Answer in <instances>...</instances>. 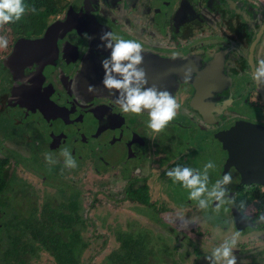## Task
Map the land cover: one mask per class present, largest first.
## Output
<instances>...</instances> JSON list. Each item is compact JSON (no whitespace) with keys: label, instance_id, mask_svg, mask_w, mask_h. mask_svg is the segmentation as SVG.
Here are the masks:
<instances>
[{"label":"flooded vegetation","instance_id":"1","mask_svg":"<svg viewBox=\"0 0 264 264\" xmlns=\"http://www.w3.org/2000/svg\"><path fill=\"white\" fill-rule=\"evenodd\" d=\"M104 32L140 43L145 86L177 101L161 132L148 127L146 111L124 113L119 92L102 85L101 60L111 51ZM0 37L8 41L0 49V204L13 177L29 181L38 196H29V210L27 200L14 208L28 219L41 189L53 192L47 200L58 197L59 165L71 167L67 158L85 146L83 169L103 174L120 205L138 207L141 231L171 237L178 264H213L207 257L233 237L236 264H264V84L253 79L264 61V0H59L37 8L35 22L0 26ZM209 162L200 199L224 211L212 227L195 216L199 202L185 199L181 210L165 190L171 169L190 167L203 178ZM225 174L231 182L220 185L221 201L208 193ZM9 249L0 264L44 260H20Z\"/></svg>","mask_w":264,"mask_h":264},{"label":"rangeland","instance_id":"2","mask_svg":"<svg viewBox=\"0 0 264 264\" xmlns=\"http://www.w3.org/2000/svg\"><path fill=\"white\" fill-rule=\"evenodd\" d=\"M32 27L33 26H29L28 29H31ZM11 114V112H6L4 114V117L2 118H5L6 115ZM37 123L38 122L36 121L34 123H31V125H33L34 127V134L40 133L42 131L41 125ZM9 134L11 133L9 132ZM69 144L70 143H66L64 146V148L67 149V152L70 148ZM87 152L88 148L85 146H79L78 148H76L75 154H71L70 152H68L67 154H71L72 156L68 157L66 162H69V160L71 159L75 162L76 166L74 168L66 166L65 168L62 165H59V170L57 169L56 172L62 177V180L58 181L57 178L55 179L58 185L64 184L65 186L69 187V193H71L72 191V183L75 184L74 186L80 192L79 200L80 204L82 205V211L88 219L87 227L81 231L82 239L88 245L87 249L84 252L83 260L91 258L88 264H116L107 261L106 257L113 251H115L118 247V243L115 240V236H117L116 234L120 232L122 235H127V233L129 232V234L125 237H128L132 240H137L139 244L144 246V253H142L141 255L147 257V261L150 262L149 264H172V258L177 257V255L174 254V251L169 250L171 237H165L161 233L157 232H150L151 230L147 232L141 231L140 226L138 228L139 224L137 223L142 220L138 217L140 216V214L136 210L138 207L130 206L128 203L120 205L116 197L117 189L114 188V185L109 186V184L106 183L103 174L99 172L92 173L88 169L87 171L83 169L82 165L84 162L80 160V157H82L81 155H86ZM20 161L21 163H23L24 160L21 159ZM10 181L11 182L9 183V187H7L3 192L5 199L8 201L0 204V210L4 209L6 211V213L2 214V216L0 217V256L2 252L11 245V242L14 238L13 232L18 228L20 224L19 217L22 214V211H24L23 209H19L18 211H16L14 210V208L16 209L17 205H23L25 203V200H27L26 208L29 210V196H38L37 192L33 191L31 186H29V181L27 182L25 180H22L21 178L14 179V177L13 180ZM24 186L27 187L29 191L25 190L23 188ZM168 186L169 187H166L165 190L172 199V203L176 208L184 210V208H186L184 200L190 199L189 190L184 188L179 182H172V184ZM41 187H43V185ZM41 192V197L43 200L48 197V194L53 193L49 191H43V189H41ZM23 193H26L27 196H22ZM57 193L58 195H60L64 192L60 189L57 190ZM65 196L67 195L65 194ZM55 200L56 199L48 198V202L51 204V206L55 205ZM191 200L194 201L193 199ZM195 201L196 203L199 202V200ZM147 214L153 217L156 225L158 223L159 226L164 229L169 228V231L173 233L172 228L167 227L166 225H164V223L155 219V214L153 215L151 212ZM223 215V210L218 211L216 209L210 208L206 203L203 208L199 206V211L195 214L197 218L202 217V219L200 220L201 223H204L207 226L209 225L210 227L218 225ZM169 220L174 221V218H170ZM14 224H17L16 228ZM23 224L25 223L22 222L21 225ZM181 226L182 230L186 232L188 226L185 225V223L184 226L183 224ZM206 227L204 228L206 229ZM22 239L27 240L28 238L24 236L22 237ZM121 252L122 251H120V253ZM185 252L189 253L186 259L191 260L193 256L191 251L185 250ZM39 254L41 255V259H44L43 262L41 261L42 264H48L46 260L48 257L45 256V253L41 252ZM30 257L33 258L34 256L30 255ZM28 259L30 258L28 257ZM180 259H182V257H180ZM33 263L36 262L30 260V264Z\"/></svg>","mask_w":264,"mask_h":264},{"label":"clouds","instance_id":"3","mask_svg":"<svg viewBox=\"0 0 264 264\" xmlns=\"http://www.w3.org/2000/svg\"><path fill=\"white\" fill-rule=\"evenodd\" d=\"M33 13L36 9H30ZM26 12L23 0H0V26L20 21ZM100 40L105 49H110V56L101 60V67L104 70L102 85L108 90L119 92L117 103L124 113L142 114L145 111L149 116L148 127L153 132H161L170 121H172L179 108L177 101L166 90H159L155 86L146 87V73L142 67L143 55L140 43L118 38L111 32H104ZM7 39L0 37V49L6 48ZM253 79L258 84H264V61H260L256 68ZM67 155V149L64 150ZM47 160L50 157H46ZM69 165L75 167V162L69 160ZM214 167L212 162L204 166L203 178L190 167L176 166L166 173L174 182H179L190 192V199L199 200L201 208L205 206V200L199 199L207 192V172ZM231 182V175L225 174L222 180H218L209 196L221 200L225 192L220 190V185H227ZM238 235V234H237ZM236 244V238L225 241L220 247L213 250L212 255L207 259L213 264H236L232 255V249Z\"/></svg>","mask_w":264,"mask_h":264},{"label":"trees","instance_id":"4","mask_svg":"<svg viewBox=\"0 0 264 264\" xmlns=\"http://www.w3.org/2000/svg\"><path fill=\"white\" fill-rule=\"evenodd\" d=\"M58 1L23 0L26 12L21 19L30 23L35 22L37 8L52 9ZM33 7L36 9L34 13L30 11ZM2 180L3 178L0 176V183ZM60 189L64 193L55 198V205L51 206L47 199L43 200L40 196L41 201L34 204L31 216L28 219L19 217L20 224L13 232L14 238L9 246V252L14 258L17 256V259L27 260V255L30 259H32L30 255L39 258L38 254L44 252L45 256L48 257L46 259L48 264H88L91 258L83 260L88 245L83 241L81 235V231L87 227L88 219L82 211L79 200L80 192L75 186L69 193V187L64 184L56 185V190ZM22 222L25 224L21 225ZM14 226L16 228L17 224ZM116 235L115 240L118 247L106 257L107 261L116 264L150 263L147 261V257L141 255L144 253V246L139 244L137 240L129 239L125 237L127 235H122L120 232ZM24 236L28 239L23 240L22 237ZM120 251L122 252L120 253ZM177 253L178 251H174V254L177 255ZM180 257L181 255L173 257L172 264H176L175 261Z\"/></svg>","mask_w":264,"mask_h":264}]
</instances>
